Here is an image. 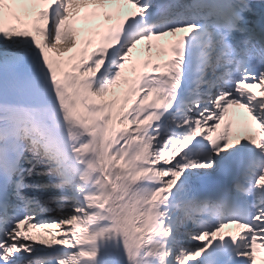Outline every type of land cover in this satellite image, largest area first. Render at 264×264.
<instances>
[{"label": "snow or ice", "instance_id": "1", "mask_svg": "<svg viewBox=\"0 0 264 264\" xmlns=\"http://www.w3.org/2000/svg\"><path fill=\"white\" fill-rule=\"evenodd\" d=\"M81 9L112 23L65 67ZM168 36L171 58L106 100ZM232 107L259 138L230 133ZM257 247L264 0H0V264H256Z\"/></svg>", "mask_w": 264, "mask_h": 264}, {"label": "bare ground", "instance_id": "2", "mask_svg": "<svg viewBox=\"0 0 264 264\" xmlns=\"http://www.w3.org/2000/svg\"><path fill=\"white\" fill-rule=\"evenodd\" d=\"M123 90H124V87H121V88L116 87L114 89V92L109 93L108 96L105 97V99L106 100L115 99L117 101V105H118L119 103L123 102V100H124L125 96L123 95ZM27 231L29 234H31L37 238L44 235V233L39 229L28 228Z\"/></svg>", "mask_w": 264, "mask_h": 264}]
</instances>
